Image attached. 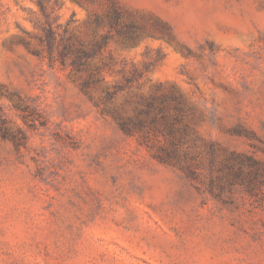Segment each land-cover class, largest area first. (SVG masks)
I'll return each instance as SVG.
<instances>
[{
  "label": "rangeland",
  "instance_id": "1",
  "mask_svg": "<svg viewBox=\"0 0 264 264\" xmlns=\"http://www.w3.org/2000/svg\"><path fill=\"white\" fill-rule=\"evenodd\" d=\"M0 264H264V0H0Z\"/></svg>",
  "mask_w": 264,
  "mask_h": 264
},
{
  "label": "trees",
  "instance_id": "2",
  "mask_svg": "<svg viewBox=\"0 0 264 264\" xmlns=\"http://www.w3.org/2000/svg\"><path fill=\"white\" fill-rule=\"evenodd\" d=\"M40 9H42L41 5H40ZM116 18V17H115Z\"/></svg>",
  "mask_w": 264,
  "mask_h": 264
}]
</instances>
